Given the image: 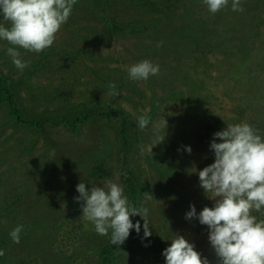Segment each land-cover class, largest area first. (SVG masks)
<instances>
[{
	"label": "rangeland",
	"instance_id": "rangeland-1",
	"mask_svg": "<svg viewBox=\"0 0 264 264\" xmlns=\"http://www.w3.org/2000/svg\"><path fill=\"white\" fill-rule=\"evenodd\" d=\"M241 2L211 13L203 0H78L52 47L20 49L23 71L0 41V264H165L177 234L218 264L207 226L185 213L214 204L198 172L214 160L216 131L248 122L264 135V0ZM145 59L159 74L130 80ZM82 180L121 183L132 206L149 208L152 235L139 215L140 233L119 248L97 234L75 199Z\"/></svg>",
	"mask_w": 264,
	"mask_h": 264
},
{
	"label": "clouds",
	"instance_id": "clouds-1",
	"mask_svg": "<svg viewBox=\"0 0 264 264\" xmlns=\"http://www.w3.org/2000/svg\"><path fill=\"white\" fill-rule=\"evenodd\" d=\"M78 0H0V41H7L6 53L17 69L23 71L28 62L21 58L20 49L41 53L53 46L62 25L68 22ZM231 2L233 11H243L241 0H203L211 13H216ZM10 22V27L6 26ZM162 43V42H161ZM159 46V44H158ZM160 65L145 59L128 68V78L146 81L158 75ZM109 88L116 92L114 82ZM151 119L143 114L137 117V127L145 130ZM167 120L163 117V141ZM157 142V143H158ZM156 143V144H157ZM209 148L214 153L211 164L199 170V184L205 193H212L214 204L197 212L195 205L185 213L186 219L196 218L208 229V241L219 258L218 264H264V220H258L253 211L264 210V135L248 122L228 124L216 131ZM191 152L190 146H185ZM75 199L83 201L82 215L94 225L97 234L110 236V244L122 245L132 230L143 237L152 235L148 207L132 206L121 183L111 180L105 186L86 187L82 180L76 185ZM152 196V195H151ZM25 226L18 224L9 235L20 243ZM4 250L0 249V256ZM165 264H211L197 251L194 243L177 234L162 250Z\"/></svg>",
	"mask_w": 264,
	"mask_h": 264
},
{
	"label": "trees",
	"instance_id": "trees-1",
	"mask_svg": "<svg viewBox=\"0 0 264 264\" xmlns=\"http://www.w3.org/2000/svg\"><path fill=\"white\" fill-rule=\"evenodd\" d=\"M75 59H76L75 58V54L70 51L68 53V64L70 65V63L74 62ZM6 91H7V89H6ZM101 115L104 116V117H114V118L119 117L120 119L122 117V113L121 112H115V111H105V112H102ZM122 135L124 137L126 135V130H125V125L124 124H123ZM132 186H133V184H132ZM136 189L137 188L133 186L132 190L134 191V193L136 192Z\"/></svg>",
	"mask_w": 264,
	"mask_h": 264
}]
</instances>
